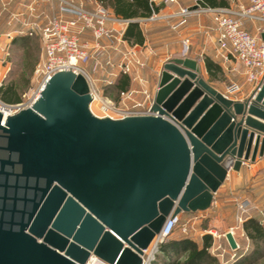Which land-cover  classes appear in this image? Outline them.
<instances>
[{
    "label": "water",
    "instance_id": "water-1",
    "mask_svg": "<svg viewBox=\"0 0 264 264\" xmlns=\"http://www.w3.org/2000/svg\"><path fill=\"white\" fill-rule=\"evenodd\" d=\"M199 72L165 61L155 116L94 117L71 70L30 109L0 114V264H143L169 215L206 211L228 170L261 158L264 80L237 102Z\"/></svg>",
    "mask_w": 264,
    "mask_h": 264
},
{
    "label": "built area",
    "instance_id": "built-area-1",
    "mask_svg": "<svg viewBox=\"0 0 264 264\" xmlns=\"http://www.w3.org/2000/svg\"><path fill=\"white\" fill-rule=\"evenodd\" d=\"M149 1L151 13L147 19L174 18L175 22L172 25L174 28L190 16L201 12L210 13L212 18L210 29L216 33L215 56L223 61L230 59L239 61L243 66L242 73L247 83L256 85V90L258 89L264 80V41L260 39L259 34L250 32L246 28V23L264 25V0H247V3L238 4L233 8L202 6L200 0H193V7L180 5L179 0ZM156 1L165 7L171 8L177 5V8L160 15L156 11ZM14 2L15 0H0V22H4L9 27L8 30L0 32V36H5L7 40H11L16 34L37 37L42 46V57L33 71V88L23 99L5 102L0 98L2 116L6 114L7 118L26 108L30 109L39 99L47 81L56 72L66 70L80 73L85 77L90 96L88 109L94 117L122 120L129 117L156 115L152 110L153 95L148 90L146 79L139 75V69L145 66L146 60L133 47L126 46L120 50L121 59L116 64V69L127 75L133 73L132 78L137 80L138 88L120 91L116 100H111L97 88L91 74L101 67L99 59V54L103 50L101 40L111 43L122 41L121 33L116 35L108 28L107 23L114 22L125 26L129 22L128 19L111 15L102 2H95L92 7H86L85 0H19V10L13 11L11 7ZM86 31L91 34L89 41L82 39ZM189 42L188 38L181 40L183 55L188 51ZM3 50L5 57L8 54L7 47ZM1 62H4V59H1ZM89 62L91 68L87 70L85 65ZM105 83L110 85L112 81L106 79ZM2 89L3 78L0 76V90ZM239 89L238 84L232 83L228 87V92L231 94ZM92 105L94 106L91 107ZM261 193L264 205V187ZM238 211L239 216L236 221L241 224L242 214L247 211L244 204H238ZM262 221L264 222V219ZM178 226L182 232H187V222L180 224L177 215H169L165 219L159 233L144 252L143 264H151L159 247ZM227 233L233 237L234 229L230 228ZM236 247L238 248L237 244Z\"/></svg>",
    "mask_w": 264,
    "mask_h": 264
},
{
    "label": "crops",
    "instance_id": "crops-1",
    "mask_svg": "<svg viewBox=\"0 0 264 264\" xmlns=\"http://www.w3.org/2000/svg\"><path fill=\"white\" fill-rule=\"evenodd\" d=\"M219 2V0H217ZM225 4H217L213 7H236L238 4H245L247 0H223ZM95 2H102L100 0H85L86 7H92ZM109 10L110 14H114L112 8L102 2ZM180 5L193 7V0H179ZM156 11L160 15L169 13L171 10H176L177 5L165 7L159 1L155 2ZM19 0H15L11 10H19ZM146 17L122 18L139 23L143 35L142 43H130L123 38L125 26L117 23H107L116 35L121 33L122 41L109 42L101 40L103 50L99 54L101 67L91 72L95 80L97 88L103 95L105 88L111 86L120 72L116 69V64L121 59L120 50L123 47L131 46L138 51L140 56L145 58L146 64L139 69V75L146 79L147 87L150 93L154 96L157 90L159 73L162 64L172 57L187 56L196 59L199 67V75L204 78L206 83L214 88L219 93L227 96L233 101L242 102L252 92L256 90V85L247 83L242 73V64L230 59L223 61L215 56V37L216 33L211 30L212 18L211 14L201 12L197 15L188 17L181 25L172 27L175 22L174 18L165 19L157 18L154 20ZM3 20V19H2ZM246 28L254 33L259 34L264 30L263 24H256L252 22L246 23ZM189 39V48L185 55L182 54L181 40ZM82 39L91 40V34L86 31L82 35ZM206 60L218 66V69L211 66L207 69ZM108 62V63H106ZM87 70L91 68V62L85 65ZM113 73V74H112ZM115 73V75H114ZM132 74H126L129 77L128 88H138L137 80L132 78ZM111 80L112 83L107 85L105 80ZM238 84L240 89L237 92L229 93L228 87L230 84ZM107 97V96H106ZM109 98V97H108ZM117 98V97H116ZM264 187V155L261 158L256 157L253 163H242L239 172L232 170L227 171V176L217 192L213 195V200L210 207L206 211H198L195 213H180L177 216L180 219V224L187 222V232H182L178 226L171 236L163 243H172L171 246L165 245L162 249L161 245L155 253L151 264H183L186 262L189 252H181L178 247L183 239H189L195 242L197 250L202 248L204 242L209 244L206 248L205 254L216 260L217 264H234L244 254L240 249L245 247L246 234L242 229V224L249 218L258 219V209L263 206L260 199V192ZM244 204L247 211L242 214L243 222L238 224L236 218L239 216L238 204ZM234 229L233 238L238 248L233 251L225 238L228 230ZM246 240H245V239ZM175 242V244H174ZM222 256H220L221 252ZM242 255H241V254ZM237 257L232 258L233 255Z\"/></svg>",
    "mask_w": 264,
    "mask_h": 264
},
{
    "label": "trees",
    "instance_id": "trees-1",
    "mask_svg": "<svg viewBox=\"0 0 264 264\" xmlns=\"http://www.w3.org/2000/svg\"><path fill=\"white\" fill-rule=\"evenodd\" d=\"M110 6L114 14L122 18L146 17L151 13L149 0H100ZM202 6H215L217 4H225L223 0H200ZM123 38L130 43H142L143 35L136 21L127 23L123 32ZM33 40L30 36H18L12 41L14 45L28 49ZM207 69L211 66L218 69V66L209 60H206ZM129 87V77L126 74L120 73L113 81L111 86L105 88L104 94L111 100H116L120 91L127 90ZM2 99L7 102H15L19 99L20 91L17 86L12 83H7L0 90ZM242 229L246 237L250 240V249L244 253L234 264H255L264 258V224L257 218H249L242 224ZM173 243V242H172ZM172 243L163 244L160 249L171 246ZM175 244V242H174ZM181 252L188 251L189 256L183 264H217L216 260L208 257L205 254L209 244L204 242L202 248L198 251L197 244L189 239H183L178 242Z\"/></svg>",
    "mask_w": 264,
    "mask_h": 264
},
{
    "label": "rangeland",
    "instance_id": "rangeland-1",
    "mask_svg": "<svg viewBox=\"0 0 264 264\" xmlns=\"http://www.w3.org/2000/svg\"><path fill=\"white\" fill-rule=\"evenodd\" d=\"M8 29L9 27L5 25L4 22H0V32L6 31ZM24 35L25 34H16L11 40H7L5 36H0V76L3 78V87L5 84L11 83L12 81V83H14L17 86V89L20 91L19 99H23L25 95L33 88V71L35 65L42 57V46L37 37H32L33 40H31L32 42L28 49L19 47L12 43L15 37ZM4 47H7L8 51V54L5 55V57V51L3 50ZM1 59H4V62H1ZM0 98L3 100L2 96H0ZM93 106L94 105L91 107ZM260 199L261 201L263 200L261 192ZM263 215L264 205L258 209V220L264 224L262 221L264 219ZM246 239L245 240L247 244L245 247L240 249V251H243V253H246L250 249L251 245L250 240L248 238ZM238 255L239 254L235 255L234 257H237ZM255 264H264V258Z\"/></svg>",
    "mask_w": 264,
    "mask_h": 264
},
{
    "label": "bare ground",
    "instance_id": "bare-ground-1",
    "mask_svg": "<svg viewBox=\"0 0 264 264\" xmlns=\"http://www.w3.org/2000/svg\"><path fill=\"white\" fill-rule=\"evenodd\" d=\"M6 116V114H4V116L3 117H5ZM6 118V117H5Z\"/></svg>",
    "mask_w": 264,
    "mask_h": 264
}]
</instances>
